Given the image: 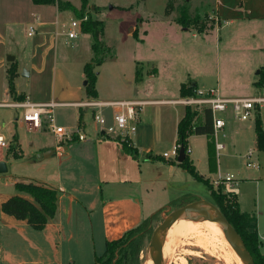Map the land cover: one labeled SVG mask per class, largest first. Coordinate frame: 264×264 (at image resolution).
I'll list each match as a JSON object with an SVG mask.
<instances>
[{
	"label": "rangeland",
	"instance_id": "374dc122",
	"mask_svg": "<svg viewBox=\"0 0 264 264\" xmlns=\"http://www.w3.org/2000/svg\"><path fill=\"white\" fill-rule=\"evenodd\" d=\"M63 1L70 2L77 12L59 10L54 5H36L32 0H0V103L12 101L3 93L9 90V71L17 76L19 68L22 69L21 74L31 71L32 76L20 77L15 82V95L18 96L16 89H23L31 100L50 99L58 88L55 87L56 82L62 81V76L81 85L84 65L95 56L94 37L82 31L83 21L90 19L103 23V35L98 46V59L102 58L103 63L97 67L96 74L97 86L104 95L114 91L119 94L134 92L135 87L130 81L139 62L138 68L142 66L145 71L157 67L158 78L162 82L166 78L186 79L203 75L204 80L223 95L255 96L263 91L258 90L254 83L259 78L261 65H264V50L257 49V44L264 40V22L260 26L255 24L246 28V42L240 41L243 37L235 40L231 34L233 26L217 28L214 17L216 0H90L84 9H81L82 0ZM170 3L173 10L169 13L166 11ZM195 20L203 22L205 29L177 30L179 21L183 22L181 29L192 30ZM74 21L81 24V30L77 38L71 39L69 31ZM31 28L36 33L29 36ZM261 58L262 63L257 66ZM142 88L143 91L137 89L138 93L153 91L149 84ZM261 111L264 119V109ZM0 114L6 115L5 119L18 117L22 120V110L0 107ZM54 115L58 125L67 129L77 128L75 113L71 109L58 107ZM228 116H232L231 113ZM16 125L12 123L4 133L9 140V131L17 129L23 156L18 158L21 149L17 138L8 150L2 151V154L8 152V157L13 159L9 160L8 171L0 174V198L18 193L14 185H7L10 178L41 180L51 169L52 158L39 159L42 151L39 147L40 141L50 143L56 139L55 136L47 127L34 132L22 127L20 121ZM172 150L169 148L167 151L171 154ZM246 159V172L252 178L245 180L244 185L241 181L234 183V192L238 193L240 211L255 217L253 228L261 237L264 236V176L258 167L247 166L248 162L256 163L254 156ZM227 173L238 178L234 173ZM197 184L195 193L198 196L183 200L203 199L214 203L207 185L200 181ZM234 192L224 194L234 201ZM163 209H157L159 214L149 223L150 234L143 242L138 264L147 263L154 229L176 208L160 213ZM36 239L42 253L32 251L21 264H94L96 256L103 255L106 250L105 240L98 236L94 243L83 246L82 253L72 251L62 242L60 245L42 244L40 238ZM216 241L207 242L197 235H188L175 245L166 246L164 264H238L227 246L218 239ZM260 250L264 253L262 241Z\"/></svg>",
	"mask_w": 264,
	"mask_h": 264
},
{
	"label": "crops",
	"instance_id": "0c3cea01",
	"mask_svg": "<svg viewBox=\"0 0 264 264\" xmlns=\"http://www.w3.org/2000/svg\"><path fill=\"white\" fill-rule=\"evenodd\" d=\"M56 8L58 9L57 6ZM214 17L217 20V28L233 26L231 34L234 39L243 37L240 41L246 42V28L255 24L260 26L264 22V2L216 0ZM177 25V30L183 32L195 30L194 28L192 30L181 29V25L180 27L179 23ZM257 46V49L263 51L264 40ZM262 60L263 58L257 66L262 63ZM139 64L141 62L137 64L136 72ZM18 72L19 75L15 77V82L20 77L31 78L32 76L31 71L29 76L21 74L22 69L20 68ZM136 72L130 81L136 89L133 87L134 92L119 94L114 91V93L104 95L96 83L98 96L93 98L103 102H146L136 116L137 130L131 137V146L120 142L117 134L98 136L92 119L95 110L74 105L93 100L86 93L85 72L81 74V85L71 83L65 76H62V81L56 82L55 87H58V91L55 88L51 100L46 99L47 97L44 100H32L34 102L53 100L52 102L61 104L56 108L64 107L74 111L77 126L84 129L88 138L85 141L75 140L63 144H59L56 139L50 143L40 141L39 148H42L40 154L43 157L39 159L52 158L49 174L41 180L25 181L10 178L7 185L16 186L17 183L34 182L55 188L60 194L56 215L43 230H36L27 221L17 220L3 213L2 203L8 199V196L4 195L0 198V264H21L32 251L41 254L39 241L36 238H40L42 244L46 242L60 245L62 242L72 251L79 253L80 251L82 253L84 245L94 243L97 236L106 243L116 240L156 214L157 209H163L169 205L171 209L189 196H198L195 192L199 181H209L213 185L218 175L224 172L236 174L239 178L236 183L241 181L244 185L245 180L252 178L247 175L245 166L246 156L250 152L251 157L254 156L256 160L254 164L264 176V151L258 148L254 120L240 122L233 116H228L230 113L225 115L226 125L218 134V140L225 144L224 150H216L213 134H191L188 138V146L192 150L189 160L203 181L196 179L181 168L172 157H163V154L167 153L169 148L173 149L178 142V128L185 115L186 107L177 105L174 101L182 97V86H194V88L204 90L213 87L204 80L203 75H195L186 79L166 78V81L162 82L158 78L160 75L158 68L152 67L147 71L144 68L142 80L137 82ZM144 84L152 86L153 91L138 93L137 89L143 91ZM16 90L18 96L17 94L12 96L10 89L3 93V96L9 97L12 101L0 103V107L20 111L8 104L20 101V96L31 100L26 90ZM261 93L260 95L264 96V90ZM220 94L227 98L252 96ZM102 112L108 124L112 125L114 110L104 108ZM3 115L0 114V134L5 137V130L12 123L18 126V121H20L21 126L27 128L24 122L19 120L20 118L5 119L6 115ZM261 119L264 128L262 111ZM45 126L44 121L43 129H46ZM38 131L41 130L34 132ZM9 134L10 141H8L11 143L17 138L22 151V140L17 129L16 131L11 129ZM127 147H131L134 152H129ZM2 151H0V162H5L9 168V160L13 157L7 158L8 152L2 154ZM219 187L224 188V192L229 189L227 185ZM234 193L237 198L238 193ZM17 194L29 198L23 193L18 192ZM97 230L100 234H97ZM250 230L253 231L254 228ZM34 237L36 241L33 240ZM262 237H259L261 241Z\"/></svg>",
	"mask_w": 264,
	"mask_h": 264
},
{
	"label": "trees",
	"instance_id": "16d2710c",
	"mask_svg": "<svg viewBox=\"0 0 264 264\" xmlns=\"http://www.w3.org/2000/svg\"><path fill=\"white\" fill-rule=\"evenodd\" d=\"M36 5H54L59 8V10H72L77 12V9L73 7L70 2H64L63 0H32ZM90 0H82L81 9L88 7V2ZM171 3L168 6V11H172ZM170 11V12H171ZM169 12V13H170ZM82 17V16H81ZM180 25L183 22H178ZM203 22L195 20L193 23V28L198 31L205 29ZM82 31L84 33H91L95 39V44L93 45L95 56L90 62H88L84 67V72L87 78L88 84L86 85L87 96L91 99L97 98V67L101 66L103 59H98L99 55V42L103 35V23L96 20H87L82 23ZM16 68V67H15ZM142 66H139L136 72V81L142 80ZM15 74L9 71V89L12 96H15ZM255 87L258 90H264V67L259 71V78L255 82ZM194 86L183 85L181 89V96H190L193 94ZM25 96H20L19 100L22 101ZM256 126L257 142L260 151H264V128L261 119V112H257L254 119ZM191 134L197 135H212V116L210 110L204 108L202 111H193L191 108H186L185 115L181 120L178 128V142L181 147L187 149L188 138ZM16 139V138H15ZM17 140V139H16ZM129 152H134L131 147H127ZM18 158L23 156L22 151H19ZM18 155V153H15ZM14 154V155H15ZM8 157V156H7ZM15 157V156H14ZM16 158V157H15ZM181 168L190 173L193 177L198 180L203 181V178L198 174L196 168L193 166L192 162L189 160V156L182 163H177ZM208 186L211 192L212 198L214 199V204L219 208L223 215L228 219L232 226L243 238L249 252L251 253L255 264H264V253L260 250L261 240L255 230L251 231L255 226V217L242 213L238 206V201H234L226 198L224 194V188L219 187L217 190L213 188L209 181H203ZM16 190L19 193H23L29 198L22 195H13L9 197L2 203L3 213L13 216L17 220L27 221L34 229L43 230L47 224L53 220L57 212L58 200L60 192L55 189L45 185H41L34 182L29 183H17ZM191 201H180V203L175 204L176 209L184 206ZM163 211H170L169 208L163 209ZM154 214L150 218L146 219L139 226L127 231L122 237L108 241L106 243L105 253L101 256H96L94 264H134L140 262L141 251L144 248V240L146 236L150 234L149 223L155 218ZM152 236V235H151Z\"/></svg>",
	"mask_w": 264,
	"mask_h": 264
},
{
	"label": "built area",
	"instance_id": "2783aa9c",
	"mask_svg": "<svg viewBox=\"0 0 264 264\" xmlns=\"http://www.w3.org/2000/svg\"><path fill=\"white\" fill-rule=\"evenodd\" d=\"M86 20V18L84 19ZM81 30V24L79 22H72L69 37L71 39L77 38L78 31ZM36 33L34 28H31L29 36ZM175 104L191 108L193 111H202L204 108L210 110L212 116L213 135L216 143V150H224L225 144L218 140V134L226 125L225 115L231 113L235 120L240 122H247L254 120L257 112H261L264 109V96L255 95L251 97H237L227 98L223 97L218 88L200 89L195 88L193 94L190 96L180 97L174 101ZM146 102L140 101H123V102H103L98 100H87L85 102L74 104L77 107L92 108L94 113L92 116L93 122L96 125V134L98 136L104 134L108 136L119 137L120 142H124L128 146H131V137L137 130L136 116ZM61 104L55 102H34L30 98H25L22 101L8 104L10 107H14L22 110V122L31 131L42 130L44 121L50 132L55 136L59 144H63L68 141H85L88 137L81 126H77L76 129H67L60 126L56 122L54 115V109ZM104 108H111L114 110L112 125H109L105 115L102 112ZM10 142L7 138L0 134V151L8 150ZM181 145L177 142L173 150L170 153H164L163 157L173 158L177 162ZM186 154L189 156L192 153L191 148L188 146L185 149ZM252 153L247 154V158H250ZM248 167H257L256 164L248 162ZM237 179L233 174H219L213 181V185L216 187L227 185L228 190L225 193L233 192L232 188ZM264 241V236L262 237Z\"/></svg>",
	"mask_w": 264,
	"mask_h": 264
},
{
	"label": "water",
	"instance_id": "95a60500",
	"mask_svg": "<svg viewBox=\"0 0 264 264\" xmlns=\"http://www.w3.org/2000/svg\"><path fill=\"white\" fill-rule=\"evenodd\" d=\"M24 75L29 76V73L24 72ZM84 84L87 85L88 82L85 81ZM186 156L185 148L181 147L177 162L182 163L186 159ZM42 157L43 156L41 155L39 156V158ZM7 171L8 168L6 163L0 162V174ZM202 211L207 219L213 220L223 229L243 264H255V261L240 234L214 203L203 199L193 201L178 209L170 211L163 221L154 229L150 240V254L155 259L154 264H164L163 249L168 229L174 223L183 219L196 221L197 215Z\"/></svg>",
	"mask_w": 264,
	"mask_h": 264
},
{
	"label": "bare ground",
	"instance_id": "6f19581e",
	"mask_svg": "<svg viewBox=\"0 0 264 264\" xmlns=\"http://www.w3.org/2000/svg\"><path fill=\"white\" fill-rule=\"evenodd\" d=\"M188 235H197L207 242H217L216 239L222 241L223 244L227 246L226 248H228L234 260L238 264H243L241 258L229 242L223 229L213 220L207 219L203 211L197 215L196 221L183 219L177 221L168 229L163 249L164 258L166 246H173V244L175 245ZM154 263L155 259L150 255L146 264Z\"/></svg>",
	"mask_w": 264,
	"mask_h": 264
}]
</instances>
